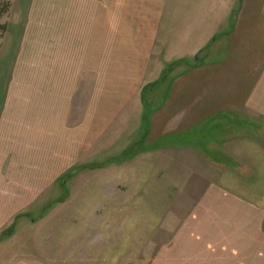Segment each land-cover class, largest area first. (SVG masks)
Masks as SVG:
<instances>
[{
    "label": "crops",
    "instance_id": "obj_1",
    "mask_svg": "<svg viewBox=\"0 0 264 264\" xmlns=\"http://www.w3.org/2000/svg\"><path fill=\"white\" fill-rule=\"evenodd\" d=\"M3 1L0 244L12 242L0 249V264H245L244 245L226 249L192 231L167 236L172 221L166 219L153 224L159 235L146 237L119 234L117 219L94 216L78 223L77 238L53 243L57 250L47 256L29 253L27 240L12 245L17 226L42 227L38 217L65 208L48 196L74 168L121 144L126 151L210 130L209 121L236 114L259 121L252 126L259 136L175 142L201 149L207 166L221 164L242 177H200L198 187L186 181L182 196L199 200L184 220L215 229L242 220V234L262 243L253 260L264 264V0ZM132 133L137 144L127 143ZM149 223L126 220L125 228ZM53 224L43 226L46 246ZM71 226H61L62 233Z\"/></svg>",
    "mask_w": 264,
    "mask_h": 264
},
{
    "label": "rangeland",
    "instance_id": "obj_2",
    "mask_svg": "<svg viewBox=\"0 0 264 264\" xmlns=\"http://www.w3.org/2000/svg\"><path fill=\"white\" fill-rule=\"evenodd\" d=\"M5 10L6 2L0 0V14L4 13ZM258 123L259 121L242 114L220 115L208 122V125H212L210 130L206 127L205 130L202 128V130L187 132L178 137L174 134L163 142H155L150 145L137 144V140L140 138L137 139L136 133H132L127 143L132 141V143L135 142L137 144L136 146L129 147L126 151V148L120 149L119 147H125L128 144L119 145L118 148L116 147L117 150L115 152H111L109 149L103 157L97 158L93 164L80 168L76 167L66 175V179L55 181V196H48L49 202L52 204L53 201L56 204L57 202L66 203L65 208L45 213V217H38L37 219L42 221L44 219L43 223L47 226L51 221L55 223L53 224L54 230L49 228L50 231H54V234L52 232L53 238L50 240L51 243L49 245L46 246V242L43 239V237H47L45 230L48 227L44 228L46 225L41 227V224H39L38 228L34 227L29 231L28 229L21 231L20 227L17 226V236L12 238L13 247L16 246L17 241L27 240L28 244L25 245L29 247V253L39 256L37 253L41 254V251H43L42 255L47 256L48 253H45V251L57 250L53 243H58L71 237L77 238L79 233L76 230L80 228L78 223L82 224L90 221L89 218H96L94 216L106 222H110L111 219H117L119 234L126 235V232L129 231V234L133 232L137 235L139 233L146 237L159 235V229L153 224L166 219L172 221L170 222L171 225L164 229L167 232V236L174 235L178 231L182 232L184 236L191 235L192 231L195 235L207 236L216 245H223L226 249L234 248L239 251L244 245L243 251L241 250L242 263L255 264L256 262L253 259L256 253L261 251L262 243L253 234L246 236L242 234V220L233 222L232 226L229 225L218 229L193 226L195 224L192 222L186 224L184 220L191 213L190 207L192 204H196L199 200L197 196H182V191L183 193L185 191L184 184L186 181L193 180L191 183L198 187L202 183L199 180L200 177L204 179L209 177L210 181L224 178V176L235 179L238 177L240 182H242V177L230 170L227 172L220 170L222 168L221 164L210 163L208 166H216L209 170L205 163L206 160L203 159L204 155H202L201 149L194 148V152H192L193 148L189 146H179L177 148L175 142L178 140V142L185 143L192 141L201 143L207 139L228 141V139L239 134L244 136L246 134L248 137L255 139V136H259V134L255 133V128L252 126ZM234 126H237L240 131L234 129ZM261 134L264 136V131ZM124 138L125 136L121 138V143ZM185 156L187 157L185 158ZM110 160L114 162L111 163ZM226 167L229 168L228 165ZM213 177L215 178L212 179ZM177 193L181 195H177ZM101 206H106L102 212L91 211ZM110 206L118 207V210L114 208L112 210L109 208ZM144 206L148 207L150 211H144ZM238 214L242 215V213ZM27 218L29 219V217ZM145 218L149 219V224L152 225L151 228H125L126 220H133L135 222L134 225H137L138 222L141 223V220ZM31 219L35 218L30 217L29 220ZM64 223L66 225L69 223L70 225L74 224V227L71 226L68 235L62 233L63 229L61 226L65 225ZM175 224H183V227L176 228L174 227ZM262 225L264 230V221ZM210 231L211 233H209ZM213 231L222 232L225 236H217L213 234ZM7 239L4 241L6 242ZM3 242L0 244V249L3 246L6 249V245L7 249H11L10 242L12 241L4 244ZM243 257H245L244 260Z\"/></svg>",
    "mask_w": 264,
    "mask_h": 264
}]
</instances>
